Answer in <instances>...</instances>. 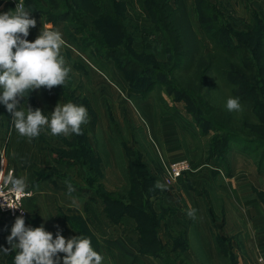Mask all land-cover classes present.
<instances>
[{"label":"crops","instance_id":"crops-1","mask_svg":"<svg viewBox=\"0 0 264 264\" xmlns=\"http://www.w3.org/2000/svg\"><path fill=\"white\" fill-rule=\"evenodd\" d=\"M9 10H14L9 6V2L0 0V14ZM30 15L36 19L37 24L30 29L29 35H35V30L40 32L44 24L49 25L42 16ZM51 26L59 29L65 39L63 22ZM136 42L135 37L134 46ZM135 48L137 49L136 46ZM63 51L68 58H74L75 53L80 55L84 52L74 43L66 40ZM81 63L73 62V65L82 68ZM71 73L68 77L70 80L67 79L64 86H55L50 90L43 87L34 90L31 94L28 93L30 96L21 99L20 107L26 109L28 105L34 110L40 108L50 118L49 111L40 101H46L56 94L63 103H67L64 90L67 86L72 91L70 93L73 101L88 109V122L82 127L87 133L89 149L103 175L99 183L108 192H118L127 186L129 177L133 173L132 168L137 164L142 163L148 175L156 182L162 183L161 175L172 161L186 158L185 156L192 161L199 159L200 164L197 168L199 172L189 174L191 176L201 175L198 179L200 178L201 184L204 183L208 189V195L204 194L206 192L204 188L200 190L194 186L193 181L178 178L172 187L163 182L166 189H160L158 197L153 200L150 210L155 212L159 220L158 237L164 252L170 256L180 253L182 250L175 247V242L177 239H182L188 243L187 249L183 251L184 257L190 264H195L192 257H195L196 252L187 234L186 225H183L177 232L168 228L169 221H174L176 215L180 214L181 207L178 204V197L184 194L185 197L190 198L202 197L205 203L204 213L209 219L212 230L210 231L211 237L208 234L200 237L199 244L203 260L214 264L219 261L228 264L229 258L234 257L236 264H258V257L264 256V186H262L264 174L257 168V174L251 173L252 168H245L247 162L234 163L233 160L241 161V159L235 158L234 154H229L227 159L229 173L226 175L221 170L224 166L219 168L213 160L206 159L205 161L199 155V149L192 140L193 136L185 132L178 117L162 104L157 105L152 97L142 99L138 93L130 99L115 100V108L119 110L117 114L113 106L106 107L113 130L122 129L125 122L129 131L128 139L114 140L112 135L106 139L99 130L100 121L103 119L102 110H99L102 106L99 99L104 100L105 86L111 87L109 80L102 79L96 73L93 75L98 79L96 87L100 91L93 97L89 93L80 92L79 88L73 85ZM83 83L84 81L80 82V84ZM0 120V156L4 155L9 159L8 165L16 169L18 176L23 178L27 187L33 191V196L26 201L28 210V216L25 218L26 226L39 227L43 224L47 231L53 233L54 239L58 230L65 238H72L78 234L67 217L79 214L86 219L90 229L98 238L102 253L104 249L108 251L110 249L116 256L124 258L125 264H129V259L124 253L109 242L117 241L126 249L129 257H137L139 262L135 264H148V259H153L159 264L164 263L162 256L142 252V233L135 217L125 214L119 221L111 219L107 212V203L97 191L91 190L85 183L88 171L84 167L83 158L72 160L73 158L70 157L69 160L75 161L74 168L57 160L60 149L72 150L75 134L54 136L51 135L50 129L44 128L36 138L29 140L27 137H22L12 123V114L2 102H0ZM146 142L148 144H145ZM151 143L154 147V154L147 149V145L151 147ZM209 162H214L212 173L208 170L212 168ZM193 172H196V169ZM67 183H71L75 191L69 193ZM210 209L215 215L214 219ZM15 220L16 218L8 219L0 215V247H11L7 237L11 234ZM177 226L179 227L178 224ZM164 227L167 228L168 239L162 236ZM173 228H175L174 225ZM101 229H104L108 235L99 234L98 230L101 231ZM119 233H122L121 237ZM219 237L225 239L223 252L219 249ZM17 251L12 250L8 254L0 252V264H14ZM64 255L66 254L59 253L60 264H63Z\"/></svg>","mask_w":264,"mask_h":264},{"label":"trees","instance_id":"trees-1","mask_svg":"<svg viewBox=\"0 0 264 264\" xmlns=\"http://www.w3.org/2000/svg\"><path fill=\"white\" fill-rule=\"evenodd\" d=\"M99 1L100 3L96 0H26V8L41 15L49 25L61 21L69 22L70 27L66 26V31L71 39L73 27L84 34L82 42L78 38L71 41L82 51H88L92 58L95 47L105 57L117 61L126 75L129 87L141 97L146 98L157 89L175 93L177 101L185 102V109L196 119L195 123L204 127V133H209L210 130L222 132L225 159L222 162L214 160L213 157L210 159L216 162L217 167H227V153L233 143L248 144L250 147L264 146L263 132L257 131L252 124L246 126L251 115L255 118L253 123L264 124V114L261 111L264 98L261 100L260 96L264 88V26L257 23L256 32H231L229 25L223 20L220 21L217 15L213 17L207 14L212 7L207 0H197L200 28L213 44L212 51L206 52L203 46L204 35L200 37L194 30L184 0H178L176 5L171 0H131L134 6L148 10L156 30L162 35L167 59L159 61L154 56H140L136 51L134 34L126 27L125 1ZM86 16L91 19L94 29L84 21ZM108 29L115 30L116 34L107 33ZM213 75L232 88L234 98L239 97L248 106L244 119L235 120L231 111L212 100L209 85ZM64 90L67 102L76 103L71 96L72 91L67 86ZM159 94L160 101L166 103L163 94ZM3 106L6 108L4 104ZM171 111L179 116L177 111ZM82 131V135H74L72 150H59L57 160L74 168L75 161L69 160L70 157L72 160L83 158L84 167L88 171L85 183L91 190L97 191L107 203V212L111 219L119 221L125 214L137 219L142 233V252L162 256L163 264H190L183 255L188 243L182 239L175 242V247L182 250L180 253L170 256L164 252L158 237L159 220L155 212L150 210L160 189L154 187L156 181L148 175L143 164L133 166L128 185L121 191H106L99 183L103 175L89 149L87 133L83 127ZM216 154L214 152L212 156ZM259 165H262V159ZM210 213L214 219L212 209ZM67 219L78 235L91 238L93 248L102 255L98 238L86 219L79 214L68 216ZM224 241V237H219L221 252ZM109 242L124 253L129 264L139 262L137 257H129V253L117 241ZM228 264H236L234 257L229 258Z\"/></svg>","mask_w":264,"mask_h":264},{"label":"rangeland","instance_id":"rangeland-1","mask_svg":"<svg viewBox=\"0 0 264 264\" xmlns=\"http://www.w3.org/2000/svg\"><path fill=\"white\" fill-rule=\"evenodd\" d=\"M5 2H9V6L12 9H15L17 4L16 0H4ZM97 3H100L99 0H96ZM125 1V9H126V18H127V29L130 33H133L137 39V42L135 46L137 47L136 51L139 53L140 56L146 54L147 56H154L159 61L166 60V44L162 38V35L160 32H158L155 28V25L151 19L150 13L147 9H143L140 6H134L133 2L131 0H122ZM178 0H171L173 4L176 5V2ZM191 19V23L193 25L194 30L199 34L200 37H203V32L200 28L199 23V13L196 8L197 6V0H184ZM212 7H210V10L207 12L208 15L211 16H218L217 18L220 19V21H224L229 25V29L231 32L234 31H243V32H251L257 30L256 25L257 23H260V26H264V0H207ZM28 10V9H27ZM31 14H34L31 12ZM41 16V15H40ZM43 18V17H42ZM44 19V18H43ZM45 20V19H44ZM84 21L91 24L90 28L94 29L93 23L91 19H89L87 16L84 17ZM64 23L65 26H63V29L65 31V39L66 41H69L73 43L71 40L73 39H79L82 42V38L84 36L83 33L77 32L75 28L73 27L71 30L72 39L67 34L66 26L70 27L69 22L61 21ZM42 24V23H39ZM256 29V30H255ZM112 32V34H116L115 30L108 29L107 33ZM35 35H28V40L34 41L37 36L40 34L38 31H34ZM68 38V39H67ZM205 45L204 49L206 52L212 51V43L210 42L209 38L204 35ZM140 42V45H138ZM139 46V47H138ZM66 48V47H65ZM79 48V47H78ZM64 47L62 48L61 52L62 55L65 57L68 65L71 68V76H72V83L74 86L79 88V91L82 93H89L93 97H95L96 93L100 92L98 88L96 87V82L98 83V79L93 76L95 73L98 76H101L104 80H109V86H105V94H104V100L101 101L99 99V103L102 104L100 106L99 110H102L103 119L100 121V132L103 133L104 137L109 139L110 135H112V139L114 140H123L128 139V129L127 124L124 127L118 131L113 130L111 126L110 119L108 117V111L106 107L108 105L114 107V111L117 114L119 112L118 108H115V100L120 98H132L133 95L137 94L135 91H132L129 87V82L126 80V75L122 71L120 64L115 61L114 59H109L105 57L103 54L99 53L95 47H93V58L91 57V54L87 52H82L80 55L78 53H75L74 58H68L65 56L66 54H63ZM104 52V51H102ZM143 61V58H141ZM82 61V63H81ZM73 62L81 63L83 65L82 68L77 67L76 65H73ZM75 64V63H74ZM184 74V73H183ZM264 75V74H263ZM83 77V78H82ZM184 78V75H182ZM81 78V80H79ZM68 80H70L68 78ZM81 81H84L83 84H80ZM210 90H211V98L212 100L222 105L224 108H226V102L230 97H233L232 94V88L226 85L222 80L218 79L216 76L211 77L210 81ZM162 93L166 103L160 101V94ZM114 96V97H112ZM120 96V97H117ZM261 100L264 98V88L261 93ZM135 97V96H133ZM152 97L153 100H155L157 105H163L165 108L168 109L172 114L173 112L171 110L177 111L179 116L178 117L179 123L185 128V132L187 134H191L193 136L192 140L196 143L198 149H199V155L209 161L212 157L214 160L222 162L225 159V154L222 151L223 149V133L222 132H216L214 130H210L209 133H204L203 129L204 127L201 126V124H196V119L193 118L185 109V102L184 101H177V95L175 93H168L165 89H157L155 90L151 95H149L146 98ZM142 99H146L144 97H141ZM44 107H46L47 111L50 113L54 111L56 105L58 103H63L62 99L54 94V97L46 100V101H40ZM167 106H165V105ZM241 108L238 111H231L233 113V117L235 120H242L244 119V115L247 114L248 106L243 102L240 101ZM264 106V103H262ZM171 109H169V108ZM227 109V108H226ZM261 111L264 114V107L261 108ZM249 116V115H248ZM264 118V115L262 116ZM249 123H246V126H249V124L254 125V128L260 130L264 134V124L261 123H253L252 121H255V118L253 115L249 116ZM1 121V120H0ZM131 127V126H130ZM188 130L190 133H188ZM206 132V131H205ZM208 132V131H207ZM125 134V135H124ZM136 134V133H135ZM109 136V137H108ZM104 138V139H105ZM145 144H148L147 142ZM132 145H134L132 143ZM148 146V151H150L152 154H154V147L152 143ZM140 147V146H139ZM141 148V147H140ZM250 149V150H249ZM249 150V151H246ZM216 152L217 154L215 156H212ZM229 154H234L233 156L235 158H240L241 161L233 160V162H247V166L245 168H252L251 173H256V168L259 172L264 174V146L258 147L257 145L249 146L248 144H242V143H233L231 150L227 153V157ZM238 154V155H236ZM2 156V155H1ZM0 156V159H1ZM191 166L190 170L184 174L183 180L184 181H193L194 186L198 187L200 190L206 191L204 194L208 195V189L204 186V183L201 184L200 178L201 175L198 176H191L189 173L197 174L199 171H197V168H199V159L197 160H191L189 157L185 156ZM247 158V159H246ZM6 157V162L8 164L9 159ZM228 159V158H227ZM262 159V165H259L260 160ZM213 160V161H214ZM215 162V161H214ZM214 162H209L212 168L208 169L210 173L213 169ZM228 160H227V167L224 169V167L221 169L226 175L228 173ZM216 163V162H215ZM241 166V165H240ZM260 167V168H259ZM244 168V167H242ZM196 169V172H193ZM166 171V170H165ZM165 171L161 175V178H163ZM222 173V172H221ZM257 174V173H256ZM211 177V176H210ZM42 178V176L40 177ZM39 178V180H40ZM162 181V180H161ZM163 183V181H162ZM185 183V182H184ZM164 184V183H163ZM167 185V184H166ZM173 185V184H172ZM169 186V187H172ZM168 186V185H167ZM264 186V182L262 184ZM178 204L181 207L180 214L176 215V218L174 221L170 220L168 223V228L171 231L177 232L183 227V225H186V229L188 230L187 234L190 237L192 247L194 248L196 255L192 260L195 262V264H214L208 261L203 260V255L200 249V237L202 235L208 234L210 236V231L212 230L211 224L209 223L208 217L204 213V206L205 203L202 197H185L184 194H181L178 197ZM163 204V203H162ZM195 208L197 210L196 212V218L192 219L187 215V210L189 208ZM179 225V227L177 226ZM173 225L175 228H173ZM167 229V228H166ZM164 227L162 230V236L164 239H168L167 232ZM168 229V230H169ZM99 234L106 235L107 232L104 229L98 230ZM108 235V234H107ZM119 237L122 236V233L118 234ZM211 237V236H210ZM103 256V263L102 264H125L124 258L122 259L121 256H116L110 249L109 251L107 249L103 250L102 253ZM183 257V256H182ZM181 257V258H182ZM148 264H159L155 262L153 259H148ZM216 264H225L223 261H219Z\"/></svg>","mask_w":264,"mask_h":264},{"label":"clouds","instance_id":"clouds-1","mask_svg":"<svg viewBox=\"0 0 264 264\" xmlns=\"http://www.w3.org/2000/svg\"><path fill=\"white\" fill-rule=\"evenodd\" d=\"M31 12L18 2L14 10L0 14V102L12 114V123L18 134L29 140L38 137L44 128L50 129L54 136L82 135V125L88 122V109L82 104L58 103L50 118L40 108L20 107L21 99L29 97L34 90L64 86L71 72L61 52L65 40L59 29L44 24L34 41L27 39L30 29L37 24ZM226 108L228 111L240 110L239 97H230ZM6 183H10L11 191L16 193L17 203L5 204L10 208H23L18 205L20 194L27 187L26 181L10 174ZM154 187L166 189V185L159 181ZM67 188L69 193L75 191L71 183H67ZM196 212L190 207L187 215L195 219ZM7 241L11 247H0V252L8 254L18 250L14 264H60L59 253L66 254L63 264H102L103 261V256L93 248L90 237L65 238L58 230L54 239L53 233L43 224L26 226L23 214L16 218Z\"/></svg>","mask_w":264,"mask_h":264},{"label":"built area","instance_id":"built-area-1","mask_svg":"<svg viewBox=\"0 0 264 264\" xmlns=\"http://www.w3.org/2000/svg\"><path fill=\"white\" fill-rule=\"evenodd\" d=\"M18 2H22L26 8V0H16V4ZM190 166L191 164L186 158L172 161L166 168L162 181L168 186L174 184L178 178H181L186 172L190 170ZM10 174L14 178H20L16 172V169L9 166L6 162L5 156L2 155L0 159V215L8 219H14L23 214L26 218L28 216L26 201L33 196V191L29 187H26L25 192L20 194L21 199L18 206L22 205L23 208L8 207L6 205L8 203H17L16 193L11 191V184L6 183ZM257 263L264 264V256H259Z\"/></svg>","mask_w":264,"mask_h":264}]
</instances>
